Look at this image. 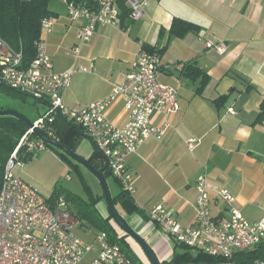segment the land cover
I'll return each mask as SVG.
<instances>
[{"label":"crops","instance_id":"obj_1","mask_svg":"<svg viewBox=\"0 0 264 264\" xmlns=\"http://www.w3.org/2000/svg\"><path fill=\"white\" fill-rule=\"evenodd\" d=\"M49 9L55 17L44 43L52 62L51 71L63 73L76 66L86 69L71 76L63 93L67 108L86 106L111 94L115 86L124 83L141 48L159 54L157 80L177 92L179 110L151 118L154 125L166 123L162 140H150L126 158L133 189L130 196L137 211L128 214L118 208L160 262L171 259L176 244L150 221L147 212L162 206L182 227L192 226L195 182L202 174L208 176L212 185L229 190L235 197L233 206L248 222L264 219V120L257 119L264 99V0H147L139 20L124 21L121 28L98 26L87 44L78 40L83 21L70 20L63 1L50 0ZM175 19L192 23L198 30L176 37L170 32ZM204 40L222 43L226 53L218 55L207 50ZM75 46L80 48L76 59L66 54ZM186 64L208 77L202 90L199 91L200 78L186 75ZM229 108L235 114H229ZM36 112L38 117L41 112L37 107ZM104 115L117 127H123L127 121L123 99L117 97ZM83 134L68 128L64 139L69 150L75 153L82 140L90 143ZM189 138L200 142L193 152L186 148ZM49 150L52 149L47 147L37 155L34 152L30 162L13 170L34 190L35 174L40 168L47 171L50 163L39 164L46 160L59 164ZM64 171L61 166L60 172ZM50 180L59 184L57 176ZM52 191L47 197L38 193L49 198ZM97 208L102 217H108L105 201H99ZM210 215L226 218L227 206L214 200ZM111 224L120 237L124 236L112 220ZM125 241L140 259L143 253L137 244L129 237ZM178 249L177 252H184Z\"/></svg>","mask_w":264,"mask_h":264},{"label":"built area","instance_id":"obj_2","mask_svg":"<svg viewBox=\"0 0 264 264\" xmlns=\"http://www.w3.org/2000/svg\"><path fill=\"white\" fill-rule=\"evenodd\" d=\"M61 1L67 6L70 20L83 21L78 32L82 44L91 40L98 26L121 28L119 3L125 5L127 20L131 22L142 17L147 5V0H92L91 6ZM52 28L51 19L41 21L36 56L28 66L22 65L20 51L12 50L0 40V86L24 92L46 107L32 122V128L27 127L18 139L6 164L0 188V264H81L84 255L96 249L93 243L91 246L82 244L76 235L78 222L67 211L62 198L47 202V198L13 172L15 166L23 162L20 155L47 149L43 139L57 141L55 131L49 126L56 115L65 116L81 128L93 149L106 159L112 177L131 195L133 189L129 184L131 176L127 174L126 158L138 146L150 140H162L167 125L165 122L154 125L153 115L169 116L179 110L176 90L157 80L159 54L143 48L136 55L124 83L115 86L111 94L86 106L67 108L63 104V93L71 76L86 69L76 66L63 73L51 71L52 62L45 52L44 38ZM203 45L218 55L226 53L222 43L204 40ZM79 53L77 46L66 50V54L75 59ZM117 97L123 99L127 115L123 127H117L104 115ZM227 112L235 114L231 108ZM34 129L42 131L43 139L35 135ZM199 143L198 139L189 138L186 148L193 152ZM195 187L197 198L192 226L182 227L162 206L149 210L148 218L175 244L213 258L214 262L209 264H237V254L252 251L264 241V219L254 223L244 219L233 206L235 197L229 190L212 185L206 174L196 178ZM214 200L225 203L226 218L211 217L210 205ZM94 241L99 251L90 264H135L105 233L94 235Z\"/></svg>","mask_w":264,"mask_h":264},{"label":"trees","instance_id":"obj_3","mask_svg":"<svg viewBox=\"0 0 264 264\" xmlns=\"http://www.w3.org/2000/svg\"><path fill=\"white\" fill-rule=\"evenodd\" d=\"M67 1L85 6H91L93 3L92 0ZM49 3L50 0H0V40L12 50L21 52L23 66H28L36 56V44L40 39L41 21L45 18L52 19L55 17V14L49 9ZM119 8L120 23L121 27H123L124 21H127L128 12L125 5L122 3H119ZM197 30L198 28L196 25L175 19L171 25L170 32L176 37H182L190 31ZM184 71H186L188 77L201 79L199 91L202 90L208 77L191 64H186L184 66ZM0 93L5 94L12 99H23V97H25L16 93L15 90L6 87H0ZM0 109L4 110L3 108ZM257 119L264 120V99ZM49 126L55 131L58 143L64 145L68 149L71 148L67 146L64 139L68 128L76 130L77 133H84L81 128L74 125L67 118H61L59 115H56L54 123ZM26 130L27 126L21 119L12 116H0V188L4 179L8 159L10 158L18 139ZM48 147L55 151L57 155L65 159L71 167L75 168V170L79 169L78 166L80 165L71 160L63 152L51 146ZM32 156V153H28L24 156L20 155V159L23 162H27L32 159ZM95 159H98L101 164L95 165ZM87 160L97 170L105 167L104 157L96 151H93L92 155ZM103 174L106 181L111 178L119 186L117 195L112 197L115 207L124 209L128 214L137 211L133 205L130 194L122 189V186L117 179L112 177L108 167L104 168ZM86 189L89 191L88 200L66 190L62 185L57 184L49 198H47V202L53 203L58 198H62L66 202L67 211L78 222L77 230L82 231L83 233L89 231L93 235H96L99 232L105 233L108 240L111 243L119 245L135 264H143L126 243L125 238L127 236L124 235L120 237L111 224V218L109 216L102 217L100 214L97 204L99 201H104L103 195L95 197L91 194L87 185ZM178 247L184 252H177L176 249ZM187 249L188 248L176 244L171 259L166 262H161V264H185L186 262L209 264L214 262L213 258L203 253L191 252ZM235 260L237 264H258V262L264 261V241L252 251L237 254Z\"/></svg>","mask_w":264,"mask_h":264},{"label":"rangeland","instance_id":"obj_4","mask_svg":"<svg viewBox=\"0 0 264 264\" xmlns=\"http://www.w3.org/2000/svg\"><path fill=\"white\" fill-rule=\"evenodd\" d=\"M36 107L41 113L45 112L46 110V107L44 105L37 104L35 100L29 96H25L23 97V99H12L3 93H0V108L9 111H15L20 115L26 117L30 122L35 121L37 118ZM90 144L91 142L88 143L87 140H82V144L80 148L75 150V154L78 155L79 157L86 159L85 157H87L88 152L93 149V146H91L92 144L91 145ZM41 151H37V153L35 152L36 153L35 155H37L38 152ZM50 152L54 154V156H56V158L59 161V164L54 160H46L39 164L40 166H42L44 163H50L47 168V171H44L42 170V168H40L41 170H39L34 176L36 187L34 186L33 187L36 189L37 192L47 197L55 187V183L52 184L50 179L52 176H57L56 181H59L58 183L60 185H62L66 190L78 196H81L85 200H88V195H89V191L86 189V185L88 186L93 196L96 197L97 195L102 194L98 181L89 171H87L82 166H78L79 169L75 170L74 167H71L65 159L57 155V153H55L53 150H49V153ZM28 162L30 161H27L26 163ZM94 163L95 165L101 164L98 159H95ZM21 164H23V162ZM17 166H15V168ZM61 166H63L65 169V171L62 173L60 172ZM106 182L111 196L113 197L117 195L119 191L118 184L114 182V180L111 178L108 179ZM116 208L118 210L119 207ZM126 220L129 221V218H126ZM76 235L81 240L82 244H88L89 246H91V244L93 243L96 248L95 250H91V252L85 254L81 263V264H90L91 261L97 258L99 251L98 245L94 241V235L89 231L83 233L82 231L79 230H76ZM130 241L134 243V241H132L131 239ZM176 250L179 251L178 248ZM140 256L142 258V259L140 258L142 260L141 262L145 264H149L143 254ZM185 264H197V263L186 262Z\"/></svg>","mask_w":264,"mask_h":264},{"label":"water","instance_id":"obj_5","mask_svg":"<svg viewBox=\"0 0 264 264\" xmlns=\"http://www.w3.org/2000/svg\"><path fill=\"white\" fill-rule=\"evenodd\" d=\"M5 87V86H0ZM16 93L25 95L24 92L16 91ZM37 104H39L38 101H35ZM0 116H12L15 118L21 119L28 128H32V122H30L26 117L20 115L19 113L15 111H9V110H1L0 109ZM35 135H37L40 139H43L42 131L34 129ZM84 137H86L85 134H83ZM43 141L48 145L51 146L61 152H63L66 156H68L71 160H73L78 165L84 167L87 171H89L98 181L102 195L104 197V201L106 203L108 216L111 218L114 225L127 237H129L132 241H134L137 246L141 249L144 257L148 261L149 264H161V262L157 259L156 255L154 254L153 250L150 248V246L146 243V241L139 236L134 230L130 228L125 218L118 212L117 208L115 207L112 196L110 194V191L108 189V185L106 182V179L104 177V168L106 167V159L105 161V167L103 169H95L87 159H84L82 157H79L74 152L69 150L64 145H61L56 140H44ZM94 151H96L94 149ZM98 153V151H96Z\"/></svg>","mask_w":264,"mask_h":264}]
</instances>
